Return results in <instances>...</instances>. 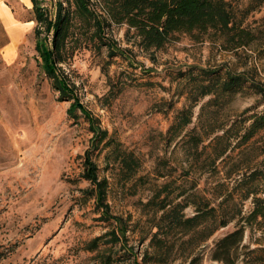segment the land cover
Listing matches in <instances>:
<instances>
[{
    "label": "rangeland",
    "instance_id": "374dc122",
    "mask_svg": "<svg viewBox=\"0 0 264 264\" xmlns=\"http://www.w3.org/2000/svg\"><path fill=\"white\" fill-rule=\"evenodd\" d=\"M1 1L11 8L19 34L17 38L11 32L13 41L3 50L0 22V264L141 261L153 215L144 203L156 186L170 180L181 186L174 193L184 189L192 194L189 199L204 197L214 207L225 200L223 209L236 215L201 245L198 264H220L210 259V249L217 238L242 224L240 216L252 209V196L241 199L244 190L255 189L257 196L264 197V128L246 142L215 138L233 122L243 133L252 117L264 112V33L260 31L264 0H228L236 21L256 37L250 46L234 50H224L219 41L193 42L182 35L150 58L126 43L123 28H115L119 46L129 49L123 57L83 48L64 67L83 108L72 111L68 110L72 100L61 99L41 68L35 22L29 21L30 1L28 7L18 0ZM55 1L42 0L51 16ZM227 73L238 75L242 84L235 92L222 94L216 85ZM201 81L211 83L213 93L194 102ZM111 87L120 90L106 98ZM189 107L191 122L169 140V127ZM85 115L140 161L125 180L109 148L92 152L99 176L108 181L110 213L125 227L124 236L114 244L105 241L116 220L101 216L93 199L80 191L90 187L81 177L84 151L92 137ZM191 134L200 137L194 152L186 142ZM225 145L226 152L216 158ZM252 171L249 180L237 185L243 174ZM184 213L192 215L193 206ZM102 235L98 247L88 249V243ZM242 244L264 248L263 231L247 227Z\"/></svg>",
    "mask_w": 264,
    "mask_h": 264
},
{
    "label": "trees",
    "instance_id": "16d2710c",
    "mask_svg": "<svg viewBox=\"0 0 264 264\" xmlns=\"http://www.w3.org/2000/svg\"><path fill=\"white\" fill-rule=\"evenodd\" d=\"M35 22V50L40 58V65L52 86L59 92L61 99L70 101L69 111L78 105L64 67L69 64L75 53L83 48L101 52L106 56L123 57L128 47L119 46L113 36L115 28H123L126 43L134 45L139 51L153 57L155 51L164 49L171 43L179 41L186 35L193 42L209 40L219 41L224 50L247 47L256 38L255 34L236 21L235 13L228 0H56L55 12L51 16L42 0H30ZM264 21V16H263ZM264 28V25H263ZM264 33V29L260 30ZM5 36V35H4ZM50 38V39H48ZM7 42L5 37L4 44ZM105 72V71H104ZM213 71H211L212 73ZM108 81H110V77ZM237 75L227 73L223 81L218 83L221 93H232L242 84ZM199 94L193 99L213 93L211 83H198ZM111 87L106 98H112L120 90ZM181 116L168 129V139H174L182 128L191 122V107L182 110ZM90 123L92 137L90 147L84 151L81 177L88 181L90 187L82 188L83 196L92 198L95 207L101 211L105 219L116 220V227L106 234L110 239L105 242H119L125 234V227L120 219L111 215L107 201L108 181L100 177L98 167L93 160L92 152L98 148H109L113 153V162L119 165L125 180L130 179L140 165L132 152L120 148L118 143L108 135L106 129L96 126L93 117L85 115ZM237 123L233 122L223 130L216 140L238 138V142H246L258 130L264 128V112L255 114L250 124L239 134ZM186 142L189 151L194 152L200 137L188 136ZM228 145L216 154L222 156ZM252 171L237 181V185L245 183L254 175ZM187 174V173H184ZM174 180L159 186L144 203L152 209L150 219L151 235L148 248L143 252L141 261L135 259L134 264L151 261L155 264H198L201 259L203 245L216 230L226 226L236 215H229L221 200L216 207L204 197H194L182 189L174 193ZM174 193V194H173ZM252 196V209L246 216H240L243 222L233 230L226 232L213 242L210 259L220 264H264V248H249L242 244L245 229L256 227L264 233V197L257 196V190L245 189L242 200ZM192 205L194 213L187 216L184 209ZM237 211V215L240 214ZM239 212V213H238ZM119 220V221H117ZM105 235L97 236L88 243V249L95 250ZM242 250V252H241Z\"/></svg>",
    "mask_w": 264,
    "mask_h": 264
},
{
    "label": "crops",
    "instance_id": "0c3cea01",
    "mask_svg": "<svg viewBox=\"0 0 264 264\" xmlns=\"http://www.w3.org/2000/svg\"><path fill=\"white\" fill-rule=\"evenodd\" d=\"M29 1L30 0H18L20 4H23L26 7H28L27 2ZM29 21H32V20L29 19ZM0 22L3 25L4 35L5 37H7V42L2 47L4 50L13 41L11 32L17 35V38H18L19 31H18V28L16 27V24L14 23V18H13V13H12L11 8L5 2H2V1L0 2Z\"/></svg>",
    "mask_w": 264,
    "mask_h": 264
}]
</instances>
